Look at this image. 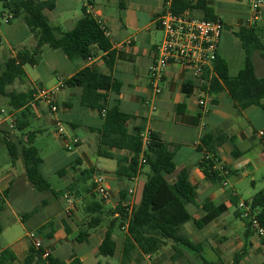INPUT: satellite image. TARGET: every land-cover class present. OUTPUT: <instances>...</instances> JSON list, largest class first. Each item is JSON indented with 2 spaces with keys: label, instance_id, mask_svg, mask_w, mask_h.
<instances>
[{
  "label": "crops",
  "instance_id": "1",
  "mask_svg": "<svg viewBox=\"0 0 264 264\" xmlns=\"http://www.w3.org/2000/svg\"><path fill=\"white\" fill-rule=\"evenodd\" d=\"M55 1L56 8L47 12L49 18L50 14L59 18L58 24L54 26L61 27L64 30L73 29L76 22L84 15V9H86V12L91 13L107 28L113 48L117 51H122L127 56L125 60H116L113 68L109 69L104 59L105 53L97 48L93 49L94 55L92 57L88 59L79 58L74 61L69 60L63 54L59 55V51L52 50L49 53L50 55H45V52H43L38 58L37 65L34 66V68L38 69L42 66L44 68V71H40L42 74L40 72H37V75L31 73L25 66L26 76L17 78L12 86L9 87L10 90L29 92L34 90L37 84L39 85L44 81L46 83L44 87L55 91L54 96L60 106L58 115L66 127V134L69 137L77 136L81 140L80 144L75 147L78 150L76 149L72 152L73 155H69L63 150L58 151L56 163L64 162L57 166L55 171L59 172L67 167V172L64 176L67 177L69 183L75 181L84 169H93V176L98 173L106 175L109 199L106 202H102L105 211H107L108 206L112 207L111 211H116L115 209L121 201V190L123 189L128 192L127 200L123 202L124 205H128L132 209L141 200L142 192L139 190L142 174H144L143 168L136 177L128 179L126 176L116 174V159L98 155L99 133L97 129L103 125V115L98 109L88 108L81 104L82 87H69L66 85V80L81 69L85 67L98 68L122 83L120 94H110L109 102L118 104L124 112L133 115V118L127 123L128 129L133 131L136 127H143V131L156 132L163 140L172 145L175 150L176 171L167 175L168 181L174 183L182 169H189V182L197 191V203L188 205V210L197 217L201 214V207L204 203L213 201L220 205L222 209L221 215L204 228L199 229L203 231L210 227L213 228L206 233L205 237L207 238H204V241L208 242H206V247H204L203 255L206 257V250L208 249V251L213 253V256H211L212 260L206 257L207 259L215 262L223 260L226 264H231L234 254L240 252L245 245L247 228L244 217L238 215V213H242V210L239 207H235V216L243 220L245 232L243 235L234 232L227 235L231 224L225 212L227 211L228 214L230 212L228 210L231 205L230 195L236 196L240 201L245 202L246 200H251L256 193L252 198L244 199L235 188V185L230 184L228 180H230L231 176L238 175L242 169L248 168V175L252 174L251 183L253 187L257 186L256 172L264 166V107L253 105L239 111L229 93L222 91L214 96L209 95L207 97L208 104L206 109L203 110L198 103L200 96L196 91L192 89L190 95L183 92V85L187 77L180 69L174 66L168 70V81L163 93L155 101L156 108L153 109V106H147L145 101L150 93V67L154 60L155 48L162 41V38L158 39L157 32L153 30V26L161 31L157 24V17L163 11L168 0H127L124 8L119 7V0ZM87 1L91 3V9L85 7V2ZM188 1L196 3L199 0ZM204 1L211 8L213 16L225 23L226 30L220 41L219 54L229 63L231 73L228 58L221 54L222 39L225 37L228 41H233V43L240 42L242 46L237 33L241 28L249 27L256 30L264 43V3L260 12L255 16L251 9V0ZM188 10L198 17L205 16L203 9L190 8ZM12 19L13 17L9 23ZM22 28L15 27L13 33L17 35L20 31H23L26 32L24 33L25 35H32L29 28L25 29L24 26ZM15 41V45L20 42L18 38ZM16 54L17 52L14 55ZM244 58L245 55L237 60H240V63L242 62L244 65ZM232 60L235 59L232 58ZM253 60L257 76L263 77L264 57L260 51L254 53ZM62 84L63 86L61 87ZM29 106L31 107V113L30 115L27 114L23 121H29V127L38 125V127L34 126L35 130H31V132H36L37 137V133L44 130V125H53L55 118L48 110V107L40 101L34 104L29 103ZM20 113L21 110H12L9 114H12L14 119H16L17 114ZM7 121L10 122L8 116L4 120H0V126L5 122L7 123ZM217 130L234 137L237 149L241 152L239 156H233V147L229 143L224 144L217 150L220 159L219 167L225 166L229 170L225 181L226 185L225 182L214 183L208 180L198 166L203 157V153L197 151L201 138L205 134ZM59 141L64 146L61 138H59ZM111 151L119 153L118 149H112ZM183 152L187 156L182 157ZM120 153L128 157L132 156L130 151ZM95 155L98 157H95ZM49 166L50 161L43 158L41 171L44 175L45 170ZM125 180H129L130 185H126ZM13 181L12 177L0 181V186L8 189L4 202L7 201L8 195L13 188ZM90 184L91 181L88 182V185ZM143 186L144 184L141 187L142 190ZM74 195L77 199H71V211L67 212V209H64L58 214L60 218L55 224L53 238L43 239L40 236L43 240L44 249L48 250L53 258L66 263L79 260L82 264H121L122 248L127 227L122 228L124 236L117 235L114 230L112 231V236L117 243L115 255L118 254V261L113 263L108 259L109 257L101 256L98 253L99 246L108 230V226H104L103 222L96 227L88 229L86 240L83 242L78 241L77 238L81 231L80 227L84 223H88L91 216L81 213L84 207L82 206L81 208L80 205L89 194L84 192V194L74 193ZM64 196L67 197V194ZM45 203L49 204L46 200ZM110 214L112 215V213ZM117 217L118 213H115L113 218ZM27 220H29V217L28 214H25L19 221L20 223L13 228L8 227L7 231L4 232L7 234L8 239L4 238L3 246L0 244V254L5 249H10L16 257L15 260L9 261L7 264H21L28 254L32 242L31 240H24L22 234L23 222ZM45 223L47 222H42L38 226L30 228V230H37ZM192 226L193 222L190 221L183 225V230L193 235L195 231ZM28 231H26L25 236H28ZM203 237V235H196L194 242H203L201 240ZM248 240L251 246L240 264H263V241L255 232L251 234ZM175 254L173 244L168 242L157 252L150 254V259L140 255L139 252H135L133 259L127 264H196L201 262L200 259L189 253H184V255H180L177 258H175Z\"/></svg>",
  "mask_w": 264,
  "mask_h": 264
},
{
  "label": "trees",
  "instance_id": "2",
  "mask_svg": "<svg viewBox=\"0 0 264 264\" xmlns=\"http://www.w3.org/2000/svg\"><path fill=\"white\" fill-rule=\"evenodd\" d=\"M5 10L17 18L24 16L25 23L30 32L34 35L37 43L34 48L19 51L15 56L10 57L4 63L0 61V94L10 99L12 110H21L15 119V130L23 131L30 123L24 122L23 118L30 115L31 107L29 103L32 93L10 90L9 87L17 78L26 76L25 66H36L39 56L44 52V46H49L52 50L61 51L69 60L88 59L94 55L93 49L105 53V62L109 69H112L116 60H125L127 56L122 51L113 48V43L108 35L107 28L98 21L91 13L86 12L76 22L71 30H64L54 26L47 14L56 8L55 0H0ZM127 0H119V7L124 8ZM190 8H200L205 11V18H215L211 8L206 1L199 0L193 3L188 0H172V10L181 13ZM237 36L239 37L245 51L244 65L235 75L230 73L227 60L218 55L215 62L217 77H214L209 94L214 96L222 91H227L237 106L239 111L256 105L264 107V76L256 74L253 60L254 53L260 51L264 57V43L254 28L243 27ZM69 87H82L81 104L88 108H96L103 115L104 122L99 133L98 155L105 158L116 159V174L132 179L138 175L143 165L150 168L148 178L143 186L142 197L132 209L123 202L127 200L128 192L121 190V201L116 211L112 210V216L118 213L117 218H113L111 227L105 233L103 242L99 246L98 253L104 257H112L117 250V243L112 236L113 225L120 221V227H127V232L122 248L121 264L129 263L135 252L145 256L157 252L163 246L171 242L175 249V258L184 253L200 259L202 264H226L223 260L219 262L211 261L203 255L204 242H194L185 233L183 225L192 221L193 224L202 229L210 222L218 218L222 209L220 205L213 201L206 202L201 207V214L195 217L189 210L188 205L197 203V191L189 182V169H182L174 183H170L167 175L176 171L174 160L175 150L156 132H150L149 143L144 146L141 133L143 127H136L130 131L127 123L133 118L132 114L124 112L118 104L109 102V95H119L122 83L112 75L104 73L102 70L93 67H85L66 80ZM194 82L187 80L183 85V92L187 95L192 93ZM4 132V143L7 145L14 159H19L18 144L22 145V155L25 164L26 176L31 184L41 192H53L59 198L67 193L84 194L87 198L83 200L85 214L91 216L88 223H84L80 228L78 241L83 242L88 237V229L98 226L102 222V217L96 214L105 213L102 200L95 189V185L88 182L92 180L94 170L84 169L79 177L70 183L65 189L56 192L47 177L41 171L43 158L38 148L34 145L36 132H30L26 140L19 138V143L12 140L8 131ZM232 145V155L237 157L241 152L237 149L236 139L221 130L205 134L197 147V151L203 153L202 160L198 166L208 180L214 183H223L228 175H224L227 167L215 168L220 163L217 154L218 148L224 144ZM175 147V145H173ZM112 149H118L119 153H113ZM130 151L131 157L120 152ZM145 159L142 163L141 159ZM67 167L58 173L64 176ZM5 196L8 189L5 190ZM231 205L238 208L240 199L230 195ZM4 201L0 204V209ZM245 204L251 208L252 213L261 221L264 226V189L257 192L251 200H246ZM242 215V213H238ZM246 222L245 245L240 252L233 256L231 264H240L248 253L251 246L249 237L254 232L249 218H244ZM84 226V227H83ZM55 224L51 221L43 224L37 229L38 234L43 239L53 238ZM44 248H36L30 245L27 256L21 264H82L79 260L66 263L55 259L52 256L43 258ZM15 255L10 249H5L0 254V264H7L15 260Z\"/></svg>",
  "mask_w": 264,
  "mask_h": 264
},
{
  "label": "rangeland",
  "instance_id": "3",
  "mask_svg": "<svg viewBox=\"0 0 264 264\" xmlns=\"http://www.w3.org/2000/svg\"><path fill=\"white\" fill-rule=\"evenodd\" d=\"M4 13V14H3ZM9 12L4 9L3 3L0 1V38H1V44H0V61L1 63H4L6 60H8L10 57L15 56V52L22 51L24 49H32L35 47L37 40L34 37V35H25L23 31H20L17 35L16 33H13V30L15 27H19L20 29L24 26L25 29H28L24 16L21 15L17 18H13L12 21L9 23L6 21L8 18ZM51 23L53 25H57L59 18L56 17L53 14H50ZM23 29V28H22ZM153 30L157 32L158 39H163V32L162 30L159 31L158 29L153 26ZM226 30V29H225ZM224 30V31H225ZM224 33V32H223ZM24 34V36H23ZM18 38V41L20 42L15 45V40ZM54 51V50H53ZM59 51V50H58ZM57 51V52H58ZM44 52L45 55H50L49 53L52 52V49L49 46H44ZM243 50L240 42L233 43V41H228L225 37H223L221 42V54L225 55L231 66V73L236 74L240 68H242L243 63H240V60L237 59L242 58L245 53ZM59 55H62V52H58ZM235 59V60H232ZM27 69L31 72L37 75V72L44 71L41 66V68H34V66L27 65ZM41 69V70H40ZM41 73V72H40ZM42 74V73H41ZM40 81V80H38ZM45 82L40 83L38 86H45ZM2 110L5 111V113H2ZM12 111V107L10 104V99L6 96H3L0 94V120H4ZM15 124V119H14ZM10 122L7 121V123H3L0 126V181L7 180L9 177L13 178V188L11 189L8 199L6 202H4L3 207L0 209V244L3 246L4 238H7V234L4 232L7 231V228L15 227L19 221H21V218L23 215L28 214L29 220L23 222L24 228H22V234L24 237V240H31L29 236H25V233L27 230L28 234L30 232H35L38 234L37 230H30V228H34L35 226H38L42 222H48L51 221L54 224L57 223V220L59 217V212L67 209L69 206V200L77 199V197L74 194L67 193V197L60 196L59 198L55 197L53 192H41L37 190L31 182L27 179L26 176V170H25V164L24 159L22 155V145L18 144L19 148V159H14L11 155L7 145L4 143V132L8 131L9 136L12 140L19 143V138L22 137L26 140L27 135L31 132V130H35V127H38V125H33V127H28L24 129L23 131H17L15 128L10 127ZM44 130L39 131L37 133L36 140L34 141V145L39 149V153L43 158H46L48 161H50V166L48 169L45 170V175L52 185V188L55 191H60L65 189L70 183L68 182L67 177L60 175L58 172L55 171V168L57 166H60L64 161L61 163H56L57 160V153L58 151H62L73 155L72 152L75 151L77 148H73L72 150H67L62 146L61 142L59 141V138H61L57 132L55 125L47 124L43 126ZM65 131L66 127L64 126ZM59 137V138H58ZM78 150V149H77ZM182 157L187 156L186 153H182ZM95 157H98L95 155ZM180 160V158H179ZM143 171L144 174H142V178L140 181V192H142V185L146 183L147 181V174L150 173V168L148 165H143ZM249 169L244 168L242 169L238 175L231 176L229 183L234 184L235 188L238 190L242 198L244 199H250L252 196L263 189L264 187V166H262L258 172H256V178H257V186L253 187L251 183V176L252 174L248 175ZM101 174V173H98ZM126 185H130L129 180H125ZM1 187V186H0ZM6 197V196H5ZM57 199V200H56ZM60 199V200H59ZM101 200V198L99 197ZM45 200L49 203L48 205L45 203ZM4 201V199L0 202V204ZM81 208L83 206V203L80 204ZM79 205V206H80ZM80 208V209H81ZM111 206H108V209L103 214H96L95 216L102 217V222L104 226L111 227L113 216L111 213ZM230 212L229 214L227 211L225 212L227 215V219L229 220L231 224V228H229L230 234L231 232L239 233L240 235H243L245 232V227L243 220L235 216L236 208L233 205L229 206L228 209ZM81 213H85L84 210H81ZM91 218H89L90 220ZM22 223V222H21ZM56 226V225H55ZM113 230L117 235L124 236L123 229L120 227V221H117L113 225ZM195 231L193 235L188 234L186 231L183 230V233H185L191 240H196V235H203L204 237L201 238L204 242V247H206V242L204 241V238L210 230L213 228H207L203 231L199 230L194 224L192 226ZM39 235V234H38ZM40 236V235H39ZM206 250V248H205ZM213 253L206 250V257L210 258L212 260ZM111 262H117L118 261V254H116L114 257H109ZM192 264V263H190ZM196 264H202V262H198ZM264 264V263H263Z\"/></svg>",
  "mask_w": 264,
  "mask_h": 264
},
{
  "label": "built area",
  "instance_id": "4",
  "mask_svg": "<svg viewBox=\"0 0 264 264\" xmlns=\"http://www.w3.org/2000/svg\"><path fill=\"white\" fill-rule=\"evenodd\" d=\"M263 3L264 0H251V9L255 16L260 12ZM85 7L91 9L92 5L87 1ZM12 17L9 14L6 21L9 22ZM157 24L164 36L155 48L154 60L150 67V93L145 101L146 105L153 106V109L156 108L155 101L163 93L168 81V70L174 66L186 75V81L194 82L193 90L200 96L198 103L205 110L208 104L207 97L210 95L208 89L213 78L217 77L215 62L219 55V45L225 30V23L218 18L198 17L192 14L190 10L175 13L172 10V0H168L163 11L157 17ZM54 94L53 89L44 86L35 87L30 103L34 104L40 101L48 107L50 113L54 115L53 125L63 140L64 147L67 150H72L80 144L81 140L77 136L69 137L66 134L63 122L58 115L60 106L57 104ZM2 113L5 111L2 110ZM8 119H10L9 126L15 127L14 116L9 114ZM149 134L150 131L145 130L141 133L144 146L149 143ZM141 162L144 163L145 159L142 158ZM216 167L223 168L219 167V164ZM228 174L229 170H225L224 175ZM91 183L95 185L102 202H106L109 199L106 175L96 174ZM5 190L0 187V202L5 198ZM68 207L67 212H70L71 199ZM238 207L242 210V217L249 218L252 229L264 244V226L261 221L252 213L251 208L244 201H240ZM28 236L36 248H44L43 240L38 234L30 232ZM49 256L50 252L44 249L43 258L46 259ZM145 256L150 259V254Z\"/></svg>",
  "mask_w": 264,
  "mask_h": 264
}]
</instances>
